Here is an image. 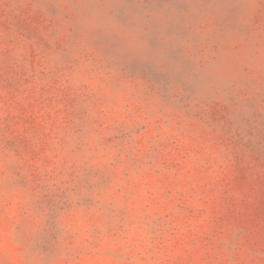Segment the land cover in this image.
<instances>
[{
  "label": "clouds",
  "instance_id": "clouds-1",
  "mask_svg": "<svg viewBox=\"0 0 264 264\" xmlns=\"http://www.w3.org/2000/svg\"><path fill=\"white\" fill-rule=\"evenodd\" d=\"M0 264H264V0H0Z\"/></svg>",
  "mask_w": 264,
  "mask_h": 264
}]
</instances>
